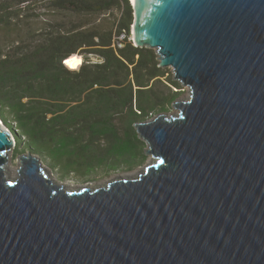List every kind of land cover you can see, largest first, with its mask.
<instances>
[{
    "label": "water",
    "instance_id": "95a60500",
    "mask_svg": "<svg viewBox=\"0 0 264 264\" xmlns=\"http://www.w3.org/2000/svg\"><path fill=\"white\" fill-rule=\"evenodd\" d=\"M133 40L190 86L137 122L136 177L67 188L0 121V264H264V0H140Z\"/></svg>",
    "mask_w": 264,
    "mask_h": 264
},
{
    "label": "trees",
    "instance_id": "16d2710c",
    "mask_svg": "<svg viewBox=\"0 0 264 264\" xmlns=\"http://www.w3.org/2000/svg\"><path fill=\"white\" fill-rule=\"evenodd\" d=\"M133 25L130 0H0V118L62 176L133 167L146 150L135 124L181 94Z\"/></svg>",
    "mask_w": 264,
    "mask_h": 264
},
{
    "label": "rangeland",
    "instance_id": "374dc122",
    "mask_svg": "<svg viewBox=\"0 0 264 264\" xmlns=\"http://www.w3.org/2000/svg\"><path fill=\"white\" fill-rule=\"evenodd\" d=\"M116 13L119 14L120 11ZM74 60L77 62H80V60H83V58L82 59L76 58ZM170 72L174 74V71L172 68ZM182 86L183 87L181 88V91H180L181 94L177 100H186L189 98L190 91H191L190 86H186L183 84ZM176 112H178V108L175 107L174 103L170 105L167 110L162 111V113H167V114H172ZM22 138L23 139L19 143L16 141L15 146L11 150L9 161L6 167L8 175L14 178L19 176V172L16 170H18L21 164L20 159H19L20 155L27 153L29 151V150L24 149L26 145V139L24 137ZM147 148H148V143L146 142L145 156L143 158H140V160L133 167H128L124 165V166H118L115 169L100 168L90 174L71 173L67 176H62L59 173V171H57L52 166H50L45 156L40 155L39 153H34V152L33 153L34 155L40 158V162L42 163L46 171L53 178H55L59 183L65 185L67 188H82L81 186L83 185L87 187L102 186L105 183L115 178L136 177L139 173L143 172L147 164H149L154 159L152 153L147 152Z\"/></svg>",
    "mask_w": 264,
    "mask_h": 264
},
{
    "label": "bare ground",
    "instance_id": "6f19581e",
    "mask_svg": "<svg viewBox=\"0 0 264 264\" xmlns=\"http://www.w3.org/2000/svg\"><path fill=\"white\" fill-rule=\"evenodd\" d=\"M134 1V3L136 4V5H139L140 4V0H133ZM74 57V56H73ZM76 58H81L82 59V56H80V55H77L76 56ZM75 58V59H76ZM70 59V58H69ZM68 62V61H67ZM66 63V62H65ZM69 66L70 67H72V68H77V67H79L80 66V62H77V61H75L74 59H71L70 61H69ZM67 64V65H68ZM0 121L2 122V119L0 118ZM14 131V130H13ZM9 157H10V155H9ZM152 162V161H151ZM150 162V163H151ZM16 171H18V170H16ZM81 187H87V186H81ZM96 187V186H95ZM73 189V188H72Z\"/></svg>",
    "mask_w": 264,
    "mask_h": 264
},
{
    "label": "built area",
    "instance_id": "2783aa9c",
    "mask_svg": "<svg viewBox=\"0 0 264 264\" xmlns=\"http://www.w3.org/2000/svg\"><path fill=\"white\" fill-rule=\"evenodd\" d=\"M124 34L119 37V39L116 41V45L119 46V47H122L123 46V42H122V39L124 38Z\"/></svg>",
    "mask_w": 264,
    "mask_h": 264
},
{
    "label": "snow or ice",
    "instance_id": "6c2138e0",
    "mask_svg": "<svg viewBox=\"0 0 264 264\" xmlns=\"http://www.w3.org/2000/svg\"><path fill=\"white\" fill-rule=\"evenodd\" d=\"M66 63H68V62L66 61Z\"/></svg>",
    "mask_w": 264,
    "mask_h": 264
}]
</instances>
